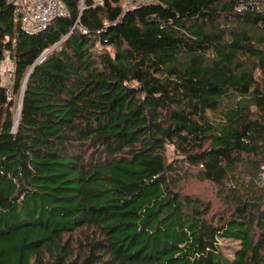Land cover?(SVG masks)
Instances as JSON below:
<instances>
[{
    "label": "trees",
    "instance_id": "1",
    "mask_svg": "<svg viewBox=\"0 0 264 264\" xmlns=\"http://www.w3.org/2000/svg\"><path fill=\"white\" fill-rule=\"evenodd\" d=\"M62 2L0 0V264H264V0Z\"/></svg>",
    "mask_w": 264,
    "mask_h": 264
},
{
    "label": "built area",
    "instance_id": "2",
    "mask_svg": "<svg viewBox=\"0 0 264 264\" xmlns=\"http://www.w3.org/2000/svg\"><path fill=\"white\" fill-rule=\"evenodd\" d=\"M17 6L21 29L29 33H37L47 28L55 18L68 17L69 13L62 0H9ZM136 5L137 2H132ZM130 6V2L128 4ZM82 33H86L82 30ZM48 50L39 58L44 59ZM14 70V65L12 63Z\"/></svg>",
    "mask_w": 264,
    "mask_h": 264
},
{
    "label": "rangeland",
    "instance_id": "3",
    "mask_svg": "<svg viewBox=\"0 0 264 264\" xmlns=\"http://www.w3.org/2000/svg\"><path fill=\"white\" fill-rule=\"evenodd\" d=\"M128 6V3H126ZM125 8V4H123ZM51 48L48 50V54L52 51ZM13 68H12V62L9 57H5L2 61H0V86L10 88L11 82H12V76H13ZM20 99L18 100L19 103ZM19 109L17 110L18 113ZM16 113V116H17ZM19 115V114H18ZM18 116L16 117V119ZM188 189H191L193 192L200 193L202 195H209V192L206 193L205 189H201L198 186H195L193 188L189 187ZM219 248L225 255H231L235 251L237 247V243L231 240H220L218 243Z\"/></svg>",
    "mask_w": 264,
    "mask_h": 264
},
{
    "label": "bare ground",
    "instance_id": "4",
    "mask_svg": "<svg viewBox=\"0 0 264 264\" xmlns=\"http://www.w3.org/2000/svg\"><path fill=\"white\" fill-rule=\"evenodd\" d=\"M18 119V118H17Z\"/></svg>",
    "mask_w": 264,
    "mask_h": 264
},
{
    "label": "water",
    "instance_id": "5",
    "mask_svg": "<svg viewBox=\"0 0 264 264\" xmlns=\"http://www.w3.org/2000/svg\"><path fill=\"white\" fill-rule=\"evenodd\" d=\"M18 120V119H17Z\"/></svg>",
    "mask_w": 264,
    "mask_h": 264
}]
</instances>
